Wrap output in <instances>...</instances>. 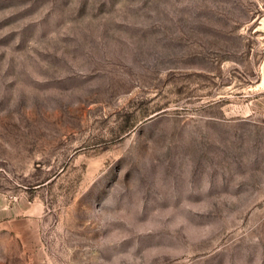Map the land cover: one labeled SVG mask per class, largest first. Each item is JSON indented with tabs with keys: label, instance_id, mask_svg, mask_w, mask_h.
<instances>
[{
	"label": "rangeland",
	"instance_id": "rangeland-1",
	"mask_svg": "<svg viewBox=\"0 0 264 264\" xmlns=\"http://www.w3.org/2000/svg\"><path fill=\"white\" fill-rule=\"evenodd\" d=\"M0 264H264V0H0Z\"/></svg>",
	"mask_w": 264,
	"mask_h": 264
}]
</instances>
